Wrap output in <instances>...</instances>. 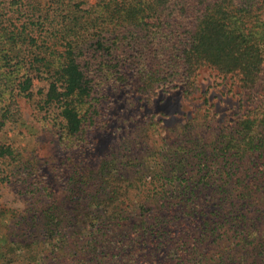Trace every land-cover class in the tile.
<instances>
[{
	"label": "trees",
	"instance_id": "trees-1",
	"mask_svg": "<svg viewBox=\"0 0 264 264\" xmlns=\"http://www.w3.org/2000/svg\"><path fill=\"white\" fill-rule=\"evenodd\" d=\"M50 1L31 2V12L14 2L11 17L0 4L2 125L12 106L4 102L37 89L75 148H65L69 177L53 189L25 150L0 143V184H24L30 197L23 212H6L10 249L0 264H107L123 252L114 240L135 236L117 264H264V97L214 148H169L154 166L135 148L93 166L85 148L87 128L103 122L109 81L139 80L142 93L177 81L190 94L209 68L254 90L264 74V0ZM212 201L219 206L205 215Z\"/></svg>",
	"mask_w": 264,
	"mask_h": 264
},
{
	"label": "rangeland",
	"instance_id": "rangeland-1",
	"mask_svg": "<svg viewBox=\"0 0 264 264\" xmlns=\"http://www.w3.org/2000/svg\"><path fill=\"white\" fill-rule=\"evenodd\" d=\"M21 1L27 4L23 9L26 12H31V2L42 3L39 5L41 9L44 6L47 9L51 4L50 0H0V4L6 7L7 16L11 17L17 8L14 2ZM111 67L113 69L115 66ZM137 83L140 81L118 87L109 81L104 86L103 122L101 126L88 127L86 131L85 148H88L91 165H99L102 160L110 159L107 157L116 151H124V148H135V154L146 155V162L151 166L161 159L163 161L165 151L169 148H214L216 142L222 141L220 135L234 128L264 97V74L263 80L254 90L244 89L237 75L224 76L209 68L198 72L190 94L184 92L186 86L177 81L159 86L151 93H142V84ZM173 85L178 87L173 88ZM4 103H12V106L5 125H2L4 119L1 118L0 106V143L25 150V155L41 171L42 176L53 184V189L57 183L63 184L69 177V157L73 154L65 148L75 147H72L73 142L61 136L58 111L41 109L37 89L32 98L14 96L11 101ZM7 105L4 104L8 109ZM207 165H210V160ZM208 190L203 195L210 200V188ZM26 193L24 184H0V263L10 249L3 238L8 229L4 225L6 212L8 209L19 212L27 209L30 197ZM218 206V201H212L204 209L205 215ZM136 238L133 237V242L124 245L114 240L112 247H121L123 252L107 260V264H117L134 247ZM14 249L17 251L20 247L15 246ZM23 251L24 248H21L17 254Z\"/></svg>",
	"mask_w": 264,
	"mask_h": 264
}]
</instances>
